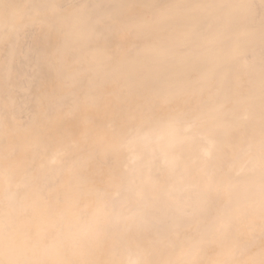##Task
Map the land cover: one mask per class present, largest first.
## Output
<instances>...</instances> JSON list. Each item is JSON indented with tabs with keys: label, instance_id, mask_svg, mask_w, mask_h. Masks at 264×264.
Returning a JSON list of instances; mask_svg holds the SVG:
<instances>
[{
	"label": "bare ground",
	"instance_id": "6f19581e",
	"mask_svg": "<svg viewBox=\"0 0 264 264\" xmlns=\"http://www.w3.org/2000/svg\"><path fill=\"white\" fill-rule=\"evenodd\" d=\"M8 220L28 264H261L264 0H0Z\"/></svg>",
	"mask_w": 264,
	"mask_h": 264
},
{
	"label": "snow or ice",
	"instance_id": "6c2138e0",
	"mask_svg": "<svg viewBox=\"0 0 264 264\" xmlns=\"http://www.w3.org/2000/svg\"><path fill=\"white\" fill-rule=\"evenodd\" d=\"M12 226L11 220L0 224V256H8V258H0V264H28V262L11 258L8 236ZM215 227L221 234H229L234 229V221L230 217H218ZM142 264H147V262H142ZM261 264H264V261Z\"/></svg>",
	"mask_w": 264,
	"mask_h": 264
}]
</instances>
